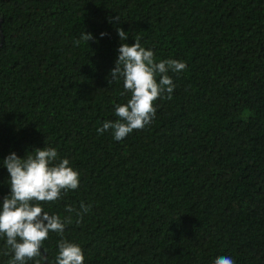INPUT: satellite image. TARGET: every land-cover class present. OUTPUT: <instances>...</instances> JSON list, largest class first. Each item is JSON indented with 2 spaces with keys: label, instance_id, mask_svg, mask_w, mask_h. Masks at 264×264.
<instances>
[{
  "label": "trees",
  "instance_id": "1",
  "mask_svg": "<svg viewBox=\"0 0 264 264\" xmlns=\"http://www.w3.org/2000/svg\"><path fill=\"white\" fill-rule=\"evenodd\" d=\"M117 28L157 61L186 64L168 73L175 88L153 102L152 122L119 141L97 131L131 95L108 82ZM45 146L80 182L43 202L71 215L43 242L44 264L62 238L84 264H264V0H0L3 198L2 160ZM81 202L82 218L65 212ZM11 258L0 238V264Z\"/></svg>",
  "mask_w": 264,
  "mask_h": 264
},
{
  "label": "clouds",
  "instance_id": "2",
  "mask_svg": "<svg viewBox=\"0 0 264 264\" xmlns=\"http://www.w3.org/2000/svg\"><path fill=\"white\" fill-rule=\"evenodd\" d=\"M119 22V17L110 18L109 22ZM121 40L115 67L110 70L109 84L123 79L124 93H131L125 104L115 105V121H105L97 131L100 134L111 129L113 138L124 139L133 130L143 129L155 118L156 108L153 102L164 93L171 99L175 88L169 72L179 73L186 68L183 61L163 59L157 61L151 49H145L139 38L129 45L128 35L123 28H117ZM101 37L106 33H101ZM83 41L95 39L90 32L84 31ZM80 41L75 43L79 44ZM159 77V80H157ZM2 164L9 173L10 193L5 195L0 204V238H5L12 258L8 264H44L47 250L43 242L50 232L63 237L65 225L71 215L61 218L50 214L43 208V202H54L62 194L79 187V172L74 169L68 158H59L58 151L50 146L35 148L23 157L11 152ZM90 205L81 202L79 209L66 206L65 212L81 217L90 210ZM43 248V252L41 249ZM59 252L56 264H84L81 246L62 238L58 241ZM214 264H235L230 256H218Z\"/></svg>",
  "mask_w": 264,
  "mask_h": 264
},
{
  "label": "water",
  "instance_id": "3",
  "mask_svg": "<svg viewBox=\"0 0 264 264\" xmlns=\"http://www.w3.org/2000/svg\"><path fill=\"white\" fill-rule=\"evenodd\" d=\"M0 197L2 198V200H3V197L0 195Z\"/></svg>",
  "mask_w": 264,
  "mask_h": 264
}]
</instances>
